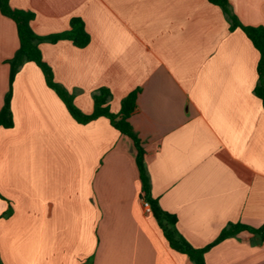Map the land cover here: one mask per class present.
<instances>
[{
	"label": "crops",
	"instance_id": "obj_1",
	"mask_svg": "<svg viewBox=\"0 0 264 264\" xmlns=\"http://www.w3.org/2000/svg\"><path fill=\"white\" fill-rule=\"evenodd\" d=\"M239 22L264 27V0H227ZM33 31L90 36L41 43L74 105L92 113L106 87L113 113L137 90L129 121L145 151L151 196L194 248L229 223L264 226V108L253 90L258 52L208 0H9ZM0 13V109L18 48ZM13 125L0 128V264H193L143 209L133 142L99 118L79 124L25 63L12 83ZM206 264H264V240L242 231Z\"/></svg>",
	"mask_w": 264,
	"mask_h": 264
},
{
	"label": "trees",
	"instance_id": "obj_2",
	"mask_svg": "<svg viewBox=\"0 0 264 264\" xmlns=\"http://www.w3.org/2000/svg\"><path fill=\"white\" fill-rule=\"evenodd\" d=\"M208 2L218 6L229 24V29L241 30L258 52L256 67L257 82L253 92L261 101L262 108H264V27H249L241 24L232 13L227 0H208ZM0 13L14 22L19 42L18 48L12 58L6 61L9 65V88L0 109V128H10L13 125L10 103L12 83L16 74L25 63H34L41 70L48 88L61 100L68 114L77 123L87 124L99 118H104L108 120L115 130L133 142L136 152L135 163L141 183V197L150 204L151 213L172 250L185 254L193 264H206L204 254L212 246L242 231L257 234L261 240H264V226L256 229L242 223H229L209 245L202 248L192 247L178 232L176 228V217L164 211L159 206L157 199L151 196L150 179L145 163V151L129 121L136 109L138 91L135 90L126 95L121 101L119 111L113 113L108 106L111 93L108 88L100 87L92 93V113L85 114L74 105L73 96L61 84L54 80L51 68L42 59V54L39 49L41 43L54 44L60 40H65L69 41L76 48L81 49L86 47L90 41V36L84 27L83 21L78 17H74L70 20L67 30L46 36H39L31 27V22L34 19L32 12L12 8L9 0H0ZM0 198H2L1 195Z\"/></svg>",
	"mask_w": 264,
	"mask_h": 264
},
{
	"label": "built area",
	"instance_id": "obj_3",
	"mask_svg": "<svg viewBox=\"0 0 264 264\" xmlns=\"http://www.w3.org/2000/svg\"><path fill=\"white\" fill-rule=\"evenodd\" d=\"M142 206H143V209L146 213H150L151 212V207H150V204L146 201H143L142 202Z\"/></svg>",
	"mask_w": 264,
	"mask_h": 264
}]
</instances>
